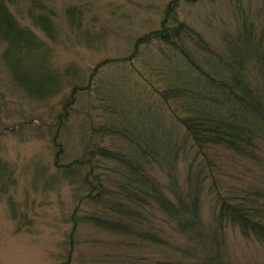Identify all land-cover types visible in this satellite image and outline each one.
I'll use <instances>...</instances> for the list:
<instances>
[{
  "label": "trees",
  "instance_id": "16d2710c",
  "mask_svg": "<svg viewBox=\"0 0 264 264\" xmlns=\"http://www.w3.org/2000/svg\"><path fill=\"white\" fill-rule=\"evenodd\" d=\"M27 1L32 25L56 41L55 12L42 0H0L3 59L30 96L45 97L50 89L57 95L59 88L51 87L57 83L54 73L35 80L34 70L41 75L49 70L46 43L11 10ZM96 1L74 0L65 10L69 25L81 29L85 5ZM192 1L170 0L159 28L137 38L128 57L100 63L98 68L112 70L113 76H102L96 68L86 87L72 90L65 113L56 114L48 129L55 167L69 180L77 170L85 171L87 193L71 216L73 232L87 225L160 248L170 243L154 221L160 215L187 241L184 247H173L179 264H235L226 247L227 228L264 246V188L250 184L220 192L206 163L212 152L223 150L238 162L263 168L264 0L256 12L237 3L235 31L223 34L222 48L182 16L181 6ZM26 62L27 73H19L16 67ZM84 95L93 97L89 110L98 112L97 122L87 130L83 156L64 164L55 127L65 131L68 109ZM181 164L186 166L183 184L178 179ZM7 170L0 162L6 182L1 193L13 179ZM205 198L212 204L213 223L203 217Z\"/></svg>",
  "mask_w": 264,
  "mask_h": 264
},
{
  "label": "rangeland",
  "instance_id": "374dc122",
  "mask_svg": "<svg viewBox=\"0 0 264 264\" xmlns=\"http://www.w3.org/2000/svg\"><path fill=\"white\" fill-rule=\"evenodd\" d=\"M42 1L55 12V43L32 25L28 18V1L11 6V10L46 43L49 70H42V75L34 70L35 80L42 81L41 76L49 79L54 73L57 83L51 87L59 88L57 95L50 89L45 97H32L17 85L3 59L5 45L0 43V162L8 169L7 173L14 174L6 192H0V264H65L67 261L70 264H179V254L173 247H184L187 241L160 215L154 221L170 242L160 248L87 225H79L73 232L71 216L87 193L82 185L85 171L77 170L78 174H73L74 179L69 180L55 167L56 149L48 129L56 114L65 113L62 109L72 90L86 87L100 63L128 57L137 38L159 28L164 7L170 0L87 3L81 29L71 27L65 17V10L74 5V0ZM239 1L252 8V12H256L262 2L195 0L188 6L182 5L180 11L211 44L222 48L223 34L235 31L234 12ZM26 66L27 62L16 70L26 74ZM98 69L102 76L114 74L112 70ZM78 100L68 109L71 114L65 131L62 126L55 127L56 131L59 129V143L65 150L64 164L83 156L87 130L97 122L98 112L89 110L93 97L84 95ZM238 160L223 150L208 156L206 165L211 176H215L218 190L223 192L226 187L242 188L250 184L264 188V164L263 168H257ZM185 171V164H181L180 184L186 179ZM163 177L167 180L166 175ZM4 183L0 175V187ZM202 212L206 223L212 222L210 199L203 200ZM226 233V247L235 264H264V246L245 239L237 229L229 227Z\"/></svg>",
  "mask_w": 264,
  "mask_h": 264
}]
</instances>
